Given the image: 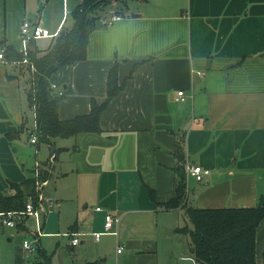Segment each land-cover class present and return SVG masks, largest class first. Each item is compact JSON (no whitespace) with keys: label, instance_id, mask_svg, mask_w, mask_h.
Instances as JSON below:
<instances>
[{"label":"crops","instance_id":"crops-1","mask_svg":"<svg viewBox=\"0 0 264 264\" xmlns=\"http://www.w3.org/2000/svg\"><path fill=\"white\" fill-rule=\"evenodd\" d=\"M55 1L63 17L47 26L49 0H0V48L15 46L25 21L50 31L57 24L54 32L66 27L81 0ZM115 1L99 15L86 58L46 73L49 86H57L51 94L60 119L71 120L89 115L93 100L108 99L109 72L118 62L120 81L127 80L103 112L100 133L32 144V70L0 63V191L48 171L46 184L38 183L39 223L53 206L51 183L58 206L73 218L60 264H198L190 239L185 244L177 232L186 227L178 218L185 209L160 204L173 198L180 164L188 207L251 208L264 196V0H126L132 1L126 10ZM113 14L122 20L106 25ZM8 24H18L17 32ZM188 164L211 174L197 182ZM107 213L119 220L116 235L97 241L92 234L104 231ZM72 234L79 235L78 246ZM256 260L264 264V220Z\"/></svg>","mask_w":264,"mask_h":264},{"label":"trees","instance_id":"trees-1","mask_svg":"<svg viewBox=\"0 0 264 264\" xmlns=\"http://www.w3.org/2000/svg\"><path fill=\"white\" fill-rule=\"evenodd\" d=\"M114 0H81L72 12L74 25L61 29L58 37L49 39L50 44L45 50L33 48L36 41L30 44L28 59L35 69L29 92L30 108L35 113V125L38 143H49L57 138H71L81 133H100V119L109 103L123 90L125 82L119 78L118 62L109 72L108 99L98 104L92 101L89 115L78 116L71 120H61L59 103L51 94L46 73L53 68L54 73L63 70L86 58L89 37L100 20L102 11L110 7ZM146 2L147 0H138ZM5 56L9 62H21L25 56L13 46H6ZM136 64L132 73L139 67ZM131 73V74H132ZM130 74V75H131ZM129 77V76H128ZM127 77V78H128ZM23 129L14 136L19 138ZM8 135L9 139H13ZM182 145L178 144V161L181 156ZM177 183L173 198L160 204L166 210L185 209V216L191 227L178 229L177 232L189 236L191 254L198 264H258L256 260V234L260 223L264 220V196L258 205L251 208H194L186 203V173L181 164L175 169ZM49 177L48 171H43L37 177H32L23 183H10L9 189L0 191V213L22 212L31 201L38 205L40 193L37 191L39 179L45 181ZM151 198L155 200L154 193ZM23 217L18 221L19 230L25 228ZM43 230V227H42ZM37 231V229H36ZM36 233V232H35ZM42 237V236H41ZM40 237V238H41ZM45 262L50 264L48 255L42 253ZM85 264H101L88 262Z\"/></svg>","mask_w":264,"mask_h":264},{"label":"rangeland","instance_id":"rangeland-1","mask_svg":"<svg viewBox=\"0 0 264 264\" xmlns=\"http://www.w3.org/2000/svg\"><path fill=\"white\" fill-rule=\"evenodd\" d=\"M115 2L118 3L120 10H126L127 5L130 6V2H126V0H116ZM60 2L55 0H49L47 4L46 12H43V16L46 17L47 26L51 25L52 22H55L59 19H61L63 16H59L57 14V6ZM45 5V4H44ZM126 13V12H125ZM104 16V15H102ZM68 22L66 27H72V21L73 19L68 17ZM17 25L18 24H8L9 31H16L17 32ZM20 25V24H19ZM55 28H50L51 33L54 34L57 24H54ZM22 26V24H21ZM51 40L44 39L39 40L37 43V46L41 50H45L48 48ZM15 49L17 51H20L23 47V43L21 40H18L16 38L15 40ZM23 63L25 65H28V67L32 70V77L31 80L34 78L35 69L31 65L30 67V60L28 59L27 62L24 60L19 62ZM29 69V70H30ZM53 69V68H50ZM48 76L51 74L50 71L47 72ZM31 82V81H30ZM30 90V89H29ZM32 119V117H31ZM32 120H31V124ZM34 131V130H33ZM31 135V134H30ZM30 147V146H29ZM31 148V147H30ZM37 150L36 148H34ZM31 149H28L30 151ZM31 152V151H30ZM31 158L34 159V154L31 152ZM40 159V157L38 156ZM42 162V160H41ZM43 163V162H42ZM39 183L42 184L44 181H41V178L39 179ZM48 190V187H45V190L43 191V194L46 195V192ZM50 194L52 195L53 206L50 208L49 213H47L46 218L42 217L41 222L43 224V236L39 238L37 241L35 238V232L37 229V222L34 217L27 218L24 222L25 229L19 230L18 227L16 228H7V227H0V264H46L45 259L41 258L40 255L42 253L48 255L50 258V264H60L64 261V254L61 252V248L65 247V245L69 242L68 237H64L65 234L68 232L69 226L73 223L72 222V216L70 209H67L66 207L62 208L58 206V203L55 201L57 200L54 197V193L57 191V188L54 185L49 186ZM186 200H187V194H186ZM57 203V204H56ZM179 217L181 220V225L188 226L192 228V225L185 216V213L182 211L179 213ZM44 219H45V226H44ZM184 236V243H189V236ZM28 241L31 244L32 251L27 252L24 250L23 245L24 242ZM187 249V246H186ZM187 255H190V252H185ZM179 264H192L190 262H181Z\"/></svg>","mask_w":264,"mask_h":264},{"label":"built area","instance_id":"built-area-1","mask_svg":"<svg viewBox=\"0 0 264 264\" xmlns=\"http://www.w3.org/2000/svg\"><path fill=\"white\" fill-rule=\"evenodd\" d=\"M122 16L117 14H113L111 17L105 19L104 23L108 26L113 25L114 23L121 21ZM60 31L55 32L52 34L47 28L43 26L41 22H37L35 24L25 21L23 22L22 26L20 27L19 37L23 43V47L21 48L20 52L24 54L25 59L24 61L27 62L28 54L30 49V44L32 41H38L42 39H52L58 37ZM6 62L5 50L0 48V63ZM57 86L55 84L50 86L51 92L55 90ZM62 95V93H61ZM179 100H184L182 97L184 96V92H179ZM36 125L34 131L30 135V141L32 144L38 143V136L36 132ZM187 174L188 176L194 178L197 182H204V180L211 174L209 169L203 168L197 165H187ZM43 184H46L44 182ZM42 186L39 184L37 191L41 194ZM42 197L39 196L38 205H35L33 202H29L26 206V210L22 212H9V213H0V226H5L7 228H15L17 226L18 221L21 222L23 217H34L37 222V231L35 233V238L38 241L41 236H43L42 225L39 223V217L42 212H44L42 207ZM101 209L98 208V211ZM119 220L115 218L110 213L106 214L105 217V225L104 231L92 234L94 238L99 241L102 236L104 235H116L114 228L118 224ZM74 236V237H73ZM72 245L78 246L80 244L79 235L72 234ZM24 248L28 251H32L31 244L28 241L24 242ZM122 249L118 250V253H121Z\"/></svg>","mask_w":264,"mask_h":264},{"label":"water","instance_id":"water-1","mask_svg":"<svg viewBox=\"0 0 264 264\" xmlns=\"http://www.w3.org/2000/svg\"><path fill=\"white\" fill-rule=\"evenodd\" d=\"M97 27H101V22L100 21L97 23Z\"/></svg>","mask_w":264,"mask_h":264}]
</instances>
